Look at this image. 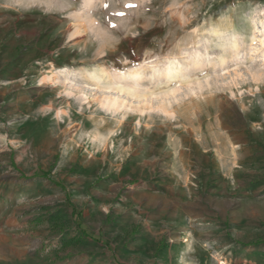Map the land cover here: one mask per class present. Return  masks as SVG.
Here are the masks:
<instances>
[{"label": "rangeland", "instance_id": "obj_1", "mask_svg": "<svg viewBox=\"0 0 264 264\" xmlns=\"http://www.w3.org/2000/svg\"><path fill=\"white\" fill-rule=\"evenodd\" d=\"M144 191L226 210L212 264H264V0H0V209L38 221L16 264H171L122 226Z\"/></svg>", "mask_w": 264, "mask_h": 264}, {"label": "crops", "instance_id": "obj_2", "mask_svg": "<svg viewBox=\"0 0 264 264\" xmlns=\"http://www.w3.org/2000/svg\"><path fill=\"white\" fill-rule=\"evenodd\" d=\"M137 202L146 203V205L140 209L117 210L122 215H126L125 223L122 226H125L129 221L138 225L140 215L145 214L147 216L145 221L142 222L145 234L139 237L138 247L155 245L157 242L160 243L163 238L167 240L165 235L168 233L170 234V249L166 253L168 255L166 260L170 259L171 264H212L216 262L215 258L217 255L222 256L220 252L229 250L231 252L226 255L225 259L232 262L230 258L235 256V261H238V254H236L235 248L241 249V247H238V243L236 244L234 240L225 241L224 239L223 229L225 224L223 215H225V209H191L192 201H175L166 194L160 193V191H144ZM7 210L9 215L5 218L3 214H6ZM12 210L0 209V261L8 262V264H16L17 262V230L28 231V236L24 235L23 237L24 241H28V247L26 244L24 251L25 254L28 253V260L34 259L35 257L33 256L36 252L33 249L35 239L32 237L34 233L32 228L38 221L33 220L30 209H28V217L26 218H18L17 210ZM83 210L86 217L87 215L92 217L93 221L87 222L89 228L101 229L104 223V227L110 226L107 222L109 209L101 207H98V209H72L70 213L75 218ZM254 210L256 211L257 209H249L248 212H255ZM118 211L117 213H119ZM234 212L241 213V210L234 209ZM163 215H165V218H161ZM92 224H94V227ZM197 228L203 229L206 236L195 238L193 234ZM78 238L82 240L80 234ZM77 239L70 242L73 244L74 251V245L79 240ZM106 248L108 247L106 246ZM249 248L250 251H253L250 253L256 252V247L250 246ZM78 250L76 249V252Z\"/></svg>", "mask_w": 264, "mask_h": 264}, {"label": "bare ground", "instance_id": "obj_3", "mask_svg": "<svg viewBox=\"0 0 264 264\" xmlns=\"http://www.w3.org/2000/svg\"><path fill=\"white\" fill-rule=\"evenodd\" d=\"M214 30L215 31H218L217 29H215L214 28ZM219 32V31H218ZM227 32V31H226ZM229 33V32H228ZM216 34V33H215ZM222 35V34H221ZM224 36H225V34H224ZM226 36H227V33H226ZM225 36V37H226ZM234 36V35H233ZM232 36V37H233ZM245 36V35H244ZM219 37V36H218ZM221 37V36H220ZM219 37V38H220ZM240 37V36H239ZM243 37V36H242ZM241 37V38H242ZM230 38V37H229ZM243 38H245V37H243ZM234 43H233V45L235 44V45H237V41H236V36H234ZM223 40V39H222ZM231 40V39H230ZM227 41V40H226ZM242 41V40H241ZM232 42V41H231ZM223 43V42H222ZM240 44V43H239ZM172 61V60H171ZM160 68V67H159ZM181 68H182V66H181ZM167 69V68H166ZM160 71V70H159ZM179 71H180V68L178 67V65H177V63L174 61V59H173V61L170 63V65L168 66V69H167V81L169 82V81H172V80H174L176 77H177V74L179 73ZM139 73L140 72H138V71H134V72H132L131 73V75H133V76H137V75H139ZM96 75V74H95ZM107 77V75H101V76H98V79L99 80H103L104 78H106ZM110 85L109 86H111V83H109ZM118 85V84H117ZM136 85V84H135ZM137 86H140V84L139 85H137ZM118 88H119V90H124V91H128V92H130V93H132L135 89L132 87V86H126L125 87V85H118L117 86ZM136 92V91H135ZM134 92V93H135ZM107 102L109 103V106H115V105H117L118 104V98H108V100H107Z\"/></svg>", "mask_w": 264, "mask_h": 264}, {"label": "snow or ice", "instance_id": "obj_4", "mask_svg": "<svg viewBox=\"0 0 264 264\" xmlns=\"http://www.w3.org/2000/svg\"><path fill=\"white\" fill-rule=\"evenodd\" d=\"M130 7H135V5H129ZM105 7H107V5H105ZM121 15H123V13H121ZM113 27H115V25H113Z\"/></svg>", "mask_w": 264, "mask_h": 264}]
</instances>
